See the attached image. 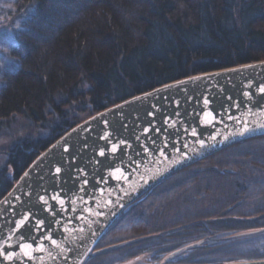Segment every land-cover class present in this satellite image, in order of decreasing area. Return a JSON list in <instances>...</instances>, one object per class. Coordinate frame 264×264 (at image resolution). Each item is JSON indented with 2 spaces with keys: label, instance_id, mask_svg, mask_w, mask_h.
I'll return each mask as SVG.
<instances>
[{
  "label": "trees",
  "instance_id": "1",
  "mask_svg": "<svg viewBox=\"0 0 264 264\" xmlns=\"http://www.w3.org/2000/svg\"><path fill=\"white\" fill-rule=\"evenodd\" d=\"M11 1L8 56L15 67L0 75V129L21 117L47 136L6 151L0 199L40 151L87 117L182 78L264 61V0ZM263 199L264 136L230 146L151 189L120 214L96 250L140 241L85 264L112 257V264L136 257L141 260L135 264H162L197 242L166 264L264 260V236L225 239L219 234L226 233V223L214 219L247 217L245 201ZM238 201L242 210L223 213Z\"/></svg>",
  "mask_w": 264,
  "mask_h": 264
},
{
  "label": "water",
  "instance_id": "2",
  "mask_svg": "<svg viewBox=\"0 0 264 264\" xmlns=\"http://www.w3.org/2000/svg\"><path fill=\"white\" fill-rule=\"evenodd\" d=\"M261 88L264 61L246 63L164 84L67 130L0 199V251L13 254L11 260L0 256V264H85L140 241L96 250L120 214L161 182L230 146L263 137ZM199 246L176 250L162 264Z\"/></svg>",
  "mask_w": 264,
  "mask_h": 264
},
{
  "label": "rangeland",
  "instance_id": "3",
  "mask_svg": "<svg viewBox=\"0 0 264 264\" xmlns=\"http://www.w3.org/2000/svg\"><path fill=\"white\" fill-rule=\"evenodd\" d=\"M11 2H12L11 0H0V57H4L8 62H10L13 70V67H15V65L8 56V53L11 50L12 42H13L12 26H10L11 20L9 19ZM2 63L3 61H0V64ZM12 70H5L3 67H0V75L4 72H9ZM85 88L86 86L83 87V89ZM74 115L78 117H83L82 115H80L79 111H77L76 114L74 113ZM46 136L47 133L44 130L32 126V124H30L27 120L21 117H15L10 121L3 123L0 129V164H3L5 161L6 151L11 149L14 145L19 144L22 140L32 141L39 137H46ZM195 209H199V208H195ZM226 225L227 227L229 226V224ZM225 232H226L225 234L220 232L219 235L221 236L223 234L226 237L225 239H230L235 236L236 238H243L245 236H250L260 233L262 231L261 230L253 231L252 233H249L248 231L240 230L236 233L233 230L228 229V231ZM251 238L254 237H248V239ZM260 245L264 247V243H260ZM113 262H114V257L105 260L106 264H112ZM127 262H123L120 264H125Z\"/></svg>",
  "mask_w": 264,
  "mask_h": 264
},
{
  "label": "flooded vegetation",
  "instance_id": "4",
  "mask_svg": "<svg viewBox=\"0 0 264 264\" xmlns=\"http://www.w3.org/2000/svg\"><path fill=\"white\" fill-rule=\"evenodd\" d=\"M248 202V209L243 208V211H248L247 217H234V216H224V217H218L214 218L217 220H220V222H224L226 224H229L228 227H226L225 231H228V229L233 230L234 232L238 231H248L249 233H252L253 231H262L260 233L250 235L248 237H259L264 236V199L263 200H248L245 201ZM233 202L231 206L228 208H225L223 210L224 212L232 211L240 209L242 210L241 206H237L240 204V202ZM236 205V206H235ZM239 223V224H237ZM231 224V225H230ZM233 233V232H232Z\"/></svg>",
  "mask_w": 264,
  "mask_h": 264
},
{
  "label": "snow or ice",
  "instance_id": "5",
  "mask_svg": "<svg viewBox=\"0 0 264 264\" xmlns=\"http://www.w3.org/2000/svg\"><path fill=\"white\" fill-rule=\"evenodd\" d=\"M0 61H3V63L0 64V67H3L5 70H12V65H11L10 62H8V61L6 60V58H4V57H0ZM260 91H261V93H264V88H261ZM205 103H208V101L205 100ZM261 127H264V125H262ZM201 146L203 147V144H202ZM65 150H67V149H65ZM112 151L115 152V151H116V148L113 147ZM100 155H104V153L101 152ZM56 171L59 172L60 169L57 168ZM41 199H43V198H41ZM27 220H28V217H27V216L24 217V220H22V221L20 222V224L17 225V227H23V226L25 225V222H26ZM36 227L39 228L40 225L38 224V225H36ZM26 247H30V246H26ZM25 255H26V256H29V258H30V253H29V252L26 251V252H25ZM0 256H4V258L7 259V260H11V259H13V254L5 255V253L2 252V251H0Z\"/></svg>",
  "mask_w": 264,
  "mask_h": 264
}]
</instances>
